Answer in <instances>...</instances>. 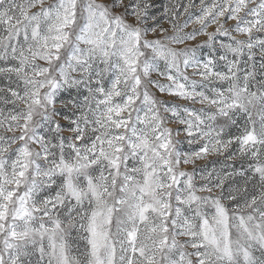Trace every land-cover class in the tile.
<instances>
[{
	"label": "snow or ice",
	"instance_id": "obj_1",
	"mask_svg": "<svg viewBox=\"0 0 264 264\" xmlns=\"http://www.w3.org/2000/svg\"><path fill=\"white\" fill-rule=\"evenodd\" d=\"M0 264H264V0H0Z\"/></svg>",
	"mask_w": 264,
	"mask_h": 264
}]
</instances>
